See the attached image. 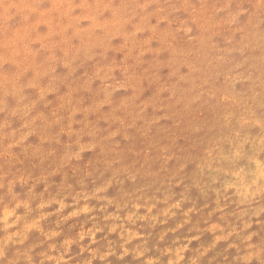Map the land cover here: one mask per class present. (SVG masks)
<instances>
[{
	"label": "clouds",
	"instance_id": "obj_1",
	"mask_svg": "<svg viewBox=\"0 0 264 264\" xmlns=\"http://www.w3.org/2000/svg\"><path fill=\"white\" fill-rule=\"evenodd\" d=\"M0 264H264V0H0Z\"/></svg>",
	"mask_w": 264,
	"mask_h": 264
}]
</instances>
